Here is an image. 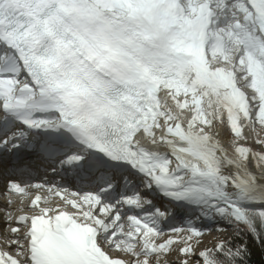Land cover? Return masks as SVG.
Segmentation results:
<instances>
[{
    "label": "snow or ice",
    "instance_id": "6c2138e0",
    "mask_svg": "<svg viewBox=\"0 0 264 264\" xmlns=\"http://www.w3.org/2000/svg\"><path fill=\"white\" fill-rule=\"evenodd\" d=\"M0 184V264H249L264 0H0Z\"/></svg>",
    "mask_w": 264,
    "mask_h": 264
},
{
    "label": "trees",
    "instance_id": "16d2710c",
    "mask_svg": "<svg viewBox=\"0 0 264 264\" xmlns=\"http://www.w3.org/2000/svg\"><path fill=\"white\" fill-rule=\"evenodd\" d=\"M251 256L249 264H264V250L260 249L251 238H249Z\"/></svg>",
    "mask_w": 264,
    "mask_h": 264
},
{
    "label": "bare ground",
    "instance_id": "6f19581e",
    "mask_svg": "<svg viewBox=\"0 0 264 264\" xmlns=\"http://www.w3.org/2000/svg\"><path fill=\"white\" fill-rule=\"evenodd\" d=\"M2 191H3V185L0 184V192H2ZM14 199L16 200V204L13 205V210L16 209V208L21 207L20 204H19V202L21 201L20 198L19 197L18 198L16 197ZM24 202H25V205H24L25 207L24 208H27L29 202H28V200H24ZM5 206H7V198H5L3 195H0V207H5ZM2 215H3V213H0V217H2ZM0 222H1L2 225L4 224V222H3L2 219H0ZM1 233L4 234V230L3 229L1 231ZM174 259H176L175 261L179 260L178 256H175Z\"/></svg>",
    "mask_w": 264,
    "mask_h": 264
},
{
    "label": "rangeland",
    "instance_id": "374dc122",
    "mask_svg": "<svg viewBox=\"0 0 264 264\" xmlns=\"http://www.w3.org/2000/svg\"><path fill=\"white\" fill-rule=\"evenodd\" d=\"M254 135V134H253ZM18 198V196H14V198ZM24 202V201H23ZM23 202H19V204H20V206L22 205V203ZM19 208H22V207H19ZM15 210V209H14ZM25 214H29V215H31V213L30 212H28V213H25ZM4 227H5V225L3 224H1V222H0V234H2L1 233V231H2V229L4 230ZM207 243H211V240H209V241H207ZM175 247V246H174ZM175 256H178V258H179V260L180 259H182V257H180L179 256V253L178 252H173V253H171V254H169V256L168 257H166V258H162V264H167V262L170 260V261H175L176 259H174V257ZM179 260H177V261H179Z\"/></svg>",
    "mask_w": 264,
    "mask_h": 264
}]
</instances>
